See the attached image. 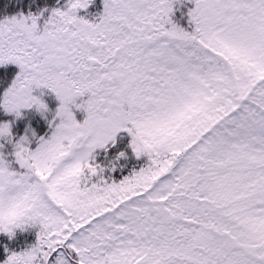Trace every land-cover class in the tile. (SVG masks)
<instances>
[{
	"label": "snow or ice",
	"instance_id": "snow-or-ice-1",
	"mask_svg": "<svg viewBox=\"0 0 264 264\" xmlns=\"http://www.w3.org/2000/svg\"><path fill=\"white\" fill-rule=\"evenodd\" d=\"M91 2L0 20V264H264V0Z\"/></svg>",
	"mask_w": 264,
	"mask_h": 264
},
{
	"label": "trees",
	"instance_id": "trees-1",
	"mask_svg": "<svg viewBox=\"0 0 264 264\" xmlns=\"http://www.w3.org/2000/svg\"><path fill=\"white\" fill-rule=\"evenodd\" d=\"M66 3L67 0H0V20H4L6 18H11L14 16L18 17L21 14L25 16L28 15L29 13L38 14L44 9H48L50 12V10L53 8L65 7ZM83 11H85V13ZM49 12H45L43 18H46ZM91 12H93L92 19L84 17L89 15ZM101 12L103 13V0H92L89 7L87 9L80 10L78 15L83 16L85 19L89 20L90 22H98L100 17L97 16L98 15L101 16L102 15ZM178 13L179 14L177 21L183 26L185 25V23H187V20L185 19L186 12L184 11V7L182 4L179 5ZM43 18L41 20V23L43 22ZM18 71H19L18 66L15 65L9 64L6 66H0V74L6 75L9 79L13 77ZM44 99L49 104V107L52 109H54L58 103V101H56L53 94H46L44 96ZM76 110L78 112L79 109L73 108V112H75ZM31 116H33V118L35 117V119L30 121V125L34 129H36L38 134L43 135L44 132L48 130L47 124L40 117V115L34 110L31 112ZM84 116H85V112L82 110L78 112V116L76 115L77 120L80 122L84 120V119L81 120ZM17 124L19 125V122H17ZM16 128L19 130L20 133H22L24 126L23 125H21V127L16 126ZM129 140H130V136L127 133H121L117 138V142L121 144V147H123V145L126 144ZM33 147H35V145H33ZM97 158L103 159V156L101 155L98 156ZM140 163H143V161H141ZM120 172L121 169H117V172L113 173L116 179L122 178ZM123 174L127 175V171H124ZM32 234L35 236L34 232ZM15 240L16 238L9 241L7 237L4 236L0 237V241H3L4 243L9 244L10 247L17 249L16 242H14ZM3 255H4L3 249L0 248V259L3 258Z\"/></svg>",
	"mask_w": 264,
	"mask_h": 264
},
{
	"label": "flooded vegetation",
	"instance_id": "flooded-vegetation-1",
	"mask_svg": "<svg viewBox=\"0 0 264 264\" xmlns=\"http://www.w3.org/2000/svg\"><path fill=\"white\" fill-rule=\"evenodd\" d=\"M30 243H32V242H28L27 244H30ZM27 244H26V245H27Z\"/></svg>",
	"mask_w": 264,
	"mask_h": 264
}]
</instances>
